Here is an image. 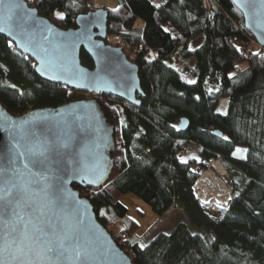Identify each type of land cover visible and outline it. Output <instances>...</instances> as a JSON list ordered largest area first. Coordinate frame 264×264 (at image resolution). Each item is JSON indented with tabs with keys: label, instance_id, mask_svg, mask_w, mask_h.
I'll list each match as a JSON object with an SVG mask.
<instances>
[{
	"label": "trees",
	"instance_id": "1",
	"mask_svg": "<svg viewBox=\"0 0 264 264\" xmlns=\"http://www.w3.org/2000/svg\"><path fill=\"white\" fill-rule=\"evenodd\" d=\"M27 1L63 28L94 10L87 4L84 11L83 0ZM116 1L118 11L106 9L105 41L113 36L130 45L128 57L138 66L144 97L130 105L111 95H90L114 124L113 168L101 187L73 186L110 233V225L127 214L120 201L126 193L141 198L155 214L179 209L187 215L188 222L159 232L143 248L130 241L138 225L129 220L115 241L135 264H264V46L253 45L256 39L231 0H164L159 8L155 0ZM138 18L143 27L135 26ZM197 37L201 43L190 49ZM10 42L0 35V102L9 111L20 114L87 95L38 77L33 61ZM175 56L193 60L194 83L171 65ZM80 59L93 66L83 50ZM208 82L216 89L208 91ZM220 99L227 101L224 114L216 111ZM183 117L189 124L180 130ZM189 144L197 156L182 160L179 154ZM217 156L233 164L226 168L232 199L209 214L193 197L199 173L191 166L204 169Z\"/></svg>",
	"mask_w": 264,
	"mask_h": 264
},
{
	"label": "water",
	"instance_id": "2",
	"mask_svg": "<svg viewBox=\"0 0 264 264\" xmlns=\"http://www.w3.org/2000/svg\"><path fill=\"white\" fill-rule=\"evenodd\" d=\"M7 2L22 7L14 11L11 21L0 18V27L5 28L0 35L33 61L38 77L76 91L111 95L130 105L140 104L144 92L137 64L120 46L105 41L108 16L105 8L80 13L75 18V26L63 28L39 14L27 0ZM231 2L242 14L244 28L264 46V0ZM253 3L255 7H250ZM24 15L29 17V22L36 21L38 29H33L34 34L23 35L16 26V18ZM3 16L4 11L0 9V17ZM81 50L90 57L92 67L81 63ZM188 124V119L183 117L178 129L185 130ZM29 131L35 138L27 147L36 153L32 159L39 163L33 166L28 159L20 157L15 166L29 163L33 172L42 173L47 179L41 181V187L46 185L48 192L29 196L30 207L25 211L30 216H24L25 220H32L29 229L43 228L50 233L64 226L76 237L74 248L87 242L93 250L89 264H135L98 221L89 199L73 186L98 188L110 177L115 149L114 124L103 105L94 97H80L16 114L0 102V169L7 168L8 174H11L8 158L17 150L25 151L21 138ZM213 134L222 136L218 130ZM3 179L4 172L0 171V236L5 230L2 222L11 219L12 212L11 197L6 195L8 186ZM57 187L63 197L62 205L51 202ZM23 226V222L16 224L17 228ZM4 259L10 261L9 257Z\"/></svg>",
	"mask_w": 264,
	"mask_h": 264
},
{
	"label": "snow or ice",
	"instance_id": "3",
	"mask_svg": "<svg viewBox=\"0 0 264 264\" xmlns=\"http://www.w3.org/2000/svg\"><path fill=\"white\" fill-rule=\"evenodd\" d=\"M250 7H255V4H250ZM22 6L15 3L0 0V9H3L4 16L0 17L5 21L13 20V13ZM155 7H161L156 4ZM118 11V9H113ZM58 19H63L62 13L55 14ZM16 26L23 35L34 34L33 29H38L35 20L29 22L27 15L18 16L16 18ZM5 28L0 27V32H4ZM165 31H168L165 29ZM11 46V42L9 44ZM99 47V46H97ZM240 49L237 48V51ZM254 56L260 55L253 53ZM229 78H233V74H229ZM92 79H95L93 77ZM194 83V81H189ZM35 138V134L30 131L22 136L24 141L25 151L19 152L8 158V168H11V174H8L7 168L0 169L4 172L3 183L8 186L6 195H10V204L12 206L11 219L2 222L4 224L3 235L0 236V264H89L93 250L86 242L84 246L74 248L73 241L76 237L71 231L64 226H58L52 231L46 232L43 228L33 227L29 229L28 225L32 223L29 218L25 220L24 216L29 215L25 210L30 207L29 196L33 193L44 192L48 194L47 186L41 187V181L47 178L42 173L33 172L29 168V163L36 166L39 161L32 158L36 155L32 148L27 147L28 144ZM227 141L228 137H224ZM237 151H240L237 149ZM40 155H43L41 153ZM235 155V153H234ZM20 157L28 159L29 163H23L22 167H16L17 160ZM246 158V157H241ZM26 177H30L27 179ZM59 179V178H58ZM51 202L56 205L63 204V197L57 191L51 197ZM24 215H21V213ZM17 222H23L22 228H17ZM145 247L144 245L140 246ZM4 257H9L10 261H6Z\"/></svg>",
	"mask_w": 264,
	"mask_h": 264
},
{
	"label": "rangeland",
	"instance_id": "4",
	"mask_svg": "<svg viewBox=\"0 0 264 264\" xmlns=\"http://www.w3.org/2000/svg\"><path fill=\"white\" fill-rule=\"evenodd\" d=\"M162 1H164V0H155V2L158 4L161 3ZM83 3H84L83 4V6H84L83 10L84 11L87 8L86 7L87 4H90L92 6V8H94V9L101 8V7L105 8V9H114L118 5L116 0H83ZM143 25H144V20L141 18H138L135 22V26L136 27H138V26L143 27ZM108 39H109L108 43H110L112 45L120 46V44H121V40L118 39L117 37L111 36ZM201 41H202L201 37H197V38L192 39L190 44H189V48L190 49L196 48L197 46H199ZM253 45L257 46L256 44H254V42H253ZM258 48H260V47H258ZM123 51H125L127 53V55L130 52L129 50H127V51L123 50ZM129 54H131V52ZM193 64H194V62L192 59L183 60V59H180L178 56H175L173 62L171 63V65L173 67H176L180 70L183 77L188 82L192 81V79L190 78V72H191V67L193 66ZM208 89H209L208 91H213L214 89H216V85L212 82H208ZM86 94L87 95H85L83 97H88V98L92 97V96H90V95H92L91 93L90 94L86 93ZM226 110H227L226 99H220V102L217 106L216 111L218 113L224 114L226 112ZM179 155H180L182 160H189L191 158H196L197 153H196L195 146L193 144H189L188 148L185 151H182ZM215 163H220L224 169V172L221 176V179L223 180V182L227 186V188L230 190V196H229V200L227 201V203H225L223 205H219V206H210L209 205V208H207L205 210L209 214L218 213V211L220 209L224 208L231 201L232 197H231L230 186L232 185L233 180H232L231 175L228 173L226 168H227V166L229 168H232L233 164L229 158H223L221 156H217L216 158H210L204 169H202L201 167H199L196 164H193L191 166L193 171L199 173V175L196 179V181H197L198 179H200L203 171H209V170L214 171L212 168H213V165ZM196 181H195V183H196ZM195 183H194V185H195ZM192 194H193L194 199L198 202V204L200 206H202L201 202L198 198V195H195L193 193V191H192ZM120 201L122 202V204H124L126 206L127 214L123 219L116 220L114 223H112V225H110V227H109L110 231L112 232L113 236L116 235V237H118L120 231L123 229H126L125 225L129 222V220H133L134 222L137 223L138 226L136 227L135 232L131 235L130 241L131 242H137L139 245H146L159 232L169 233L179 221L188 222L187 215L185 213L181 212L179 209L178 210H171V211H169L163 215L155 214L154 212H152V210L150 209L148 204H146L141 198L137 197L136 195H134L132 193H126V194L122 195L120 198ZM202 201H204V200H202ZM191 229L193 231L196 230V228L192 225H191ZM124 236L128 237L129 234L127 232H124Z\"/></svg>",
	"mask_w": 264,
	"mask_h": 264
},
{
	"label": "bare ground",
	"instance_id": "5",
	"mask_svg": "<svg viewBox=\"0 0 264 264\" xmlns=\"http://www.w3.org/2000/svg\"><path fill=\"white\" fill-rule=\"evenodd\" d=\"M212 169L214 171L202 172L200 179L197 180L195 189L199 198L208 203V205L219 206L227 203L230 190L221 179L224 172L222 165L215 163Z\"/></svg>",
	"mask_w": 264,
	"mask_h": 264
},
{
	"label": "built area",
	"instance_id": "6",
	"mask_svg": "<svg viewBox=\"0 0 264 264\" xmlns=\"http://www.w3.org/2000/svg\"><path fill=\"white\" fill-rule=\"evenodd\" d=\"M207 1V0H206ZM254 44H256L258 47H262L256 40H255V42H254ZM120 46H121V48L123 49V50H129V48H130V45L128 44V43H126L125 41H121V44H120ZM242 49L244 50V47H242ZM196 181V180H195ZM195 183V182H194ZM196 183H197V181H196ZM196 183H195V185L193 184L192 185V191H193V193L195 194V195H197V193H196V189H195V187H196ZM198 198H199V196H198ZM199 200H200V202H201V207H202V209H204V210H206L207 208H209V205H208V203H206V202H204V201H202L200 198H199ZM114 237H116V235L114 236Z\"/></svg>",
	"mask_w": 264,
	"mask_h": 264
}]
</instances>
